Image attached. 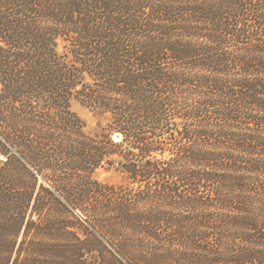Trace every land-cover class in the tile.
I'll use <instances>...</instances> for the list:
<instances>
[{
    "label": "trees",
    "instance_id": "trees-1",
    "mask_svg": "<svg viewBox=\"0 0 264 264\" xmlns=\"http://www.w3.org/2000/svg\"><path fill=\"white\" fill-rule=\"evenodd\" d=\"M121 258L264 264V0H0V264Z\"/></svg>",
    "mask_w": 264,
    "mask_h": 264
},
{
    "label": "rangeland",
    "instance_id": "rangeland-1",
    "mask_svg": "<svg viewBox=\"0 0 264 264\" xmlns=\"http://www.w3.org/2000/svg\"><path fill=\"white\" fill-rule=\"evenodd\" d=\"M71 106L72 109L76 111L79 114V116L82 118L85 131L91 134H96L101 131L102 127L105 125L107 121L105 116L101 115L99 111H97L95 108L79 100H73ZM23 161L25 160L23 159ZM93 174L96 179L110 184H119L126 180L125 175L122 172L118 171L116 168H108L105 166L100 167ZM40 181H42L41 177H40ZM84 232L89 235V238L91 240L90 242L93 243L98 250H102L105 256L112 257L108 253L109 251H106V247L111 251H114L113 248L106 241V239H104V237H102V235L99 234V232L96 229H94L90 225L88 226V230H84ZM121 260L125 264H128L125 259L121 258Z\"/></svg>",
    "mask_w": 264,
    "mask_h": 264
}]
</instances>
